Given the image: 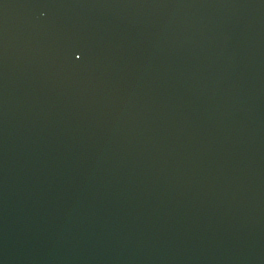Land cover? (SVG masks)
<instances>
[{"label":"water","instance_id":"95a60500","mask_svg":"<svg viewBox=\"0 0 264 264\" xmlns=\"http://www.w3.org/2000/svg\"><path fill=\"white\" fill-rule=\"evenodd\" d=\"M0 264H264V0H0Z\"/></svg>","mask_w":264,"mask_h":264},{"label":"snow or ice","instance_id":"6c2138e0","mask_svg":"<svg viewBox=\"0 0 264 264\" xmlns=\"http://www.w3.org/2000/svg\"><path fill=\"white\" fill-rule=\"evenodd\" d=\"M77 55H80V53H77Z\"/></svg>","mask_w":264,"mask_h":264}]
</instances>
